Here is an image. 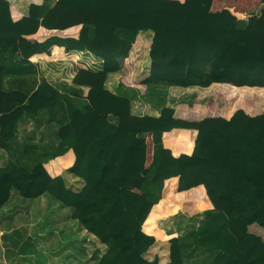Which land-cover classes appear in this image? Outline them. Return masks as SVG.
I'll return each mask as SVG.
<instances>
[{
	"label": "trees",
	"instance_id": "obj_1",
	"mask_svg": "<svg viewBox=\"0 0 264 264\" xmlns=\"http://www.w3.org/2000/svg\"><path fill=\"white\" fill-rule=\"evenodd\" d=\"M28 1V15L15 19L0 0V149L12 152L18 123L42 111L49 117L64 111L68 121L57 127L49 157L31 167L13 160L0 167V209L12 191L24 199L50 196L71 210L94 262L108 248L98 264H194L195 258L197 264H264V238L249 230L264 228V112L237 109L227 118L224 107L209 101L154 107L158 112L144 104L140 114L134 99L105 87L138 32L151 31L149 75L137 84L122 76L120 83L141 93L156 85L264 89V8L256 13L264 0H57L42 19L43 0ZM245 16L247 27L237 29ZM148 44L139 35L134 47ZM51 48V56L41 57L57 61L77 57L66 51H86L102 61L101 69H78L71 79L89 89L84 107L46 81L29 95L4 89L8 71L31 72L29 59ZM175 130L196 131L191 154L174 156L163 144ZM69 150L75 159L66 171L83 180L79 191L61 175L69 156L56 160ZM202 193L212 205L202 225L187 237L156 241L158 214L180 204L196 212ZM153 251L161 262L158 255L148 258Z\"/></svg>",
	"mask_w": 264,
	"mask_h": 264
},
{
	"label": "rangeland",
	"instance_id": "obj_2",
	"mask_svg": "<svg viewBox=\"0 0 264 264\" xmlns=\"http://www.w3.org/2000/svg\"><path fill=\"white\" fill-rule=\"evenodd\" d=\"M135 50L132 43L129 63H125L124 66L121 60V70L107 75L106 82L111 83V90L117 94L137 99L156 109L175 107L178 104H205L209 101H217L220 107L225 108L226 115L237 109H243L250 114L264 112V89L234 88L222 84L211 85L209 88L156 85L148 87L141 93L134 87L127 84L126 86L120 83L121 76L127 80L128 75V80L136 83L147 72V51L142 50L140 54ZM89 54L88 52L76 53L75 58L46 60L43 64L44 67L46 66L47 74L52 76V80H57L64 88L70 85V80L78 69H96L95 66L100 63V60ZM67 90L69 91V88ZM218 92L222 97L216 94ZM77 104L79 107L84 106L81 102ZM63 120L65 115L61 114L55 121L44 115L38 121L31 119L32 122H23L13 144V151L6 152L0 149V167L10 160L19 165L31 167L37 161L49 157L57 142V127ZM147 183L157 191L152 181L147 180ZM174 215H180L182 219L176 224L175 222L170 224L168 218ZM159 221H161L162 232L159 230ZM203 221L204 211L199 214L187 213L183 211L181 204L175 205L171 210L158 214L152 222L153 233L161 236V240L164 239L165 234L167 239L181 235L187 237L199 228ZM173 230L179 232H173ZM249 230L264 238V228L253 224ZM83 240L82 227L72 219L71 210L48 195H42L36 199H24L12 191L10 200L0 210V264H98L108 248H104L98 261L94 262L85 249ZM192 253L191 248L190 255ZM202 255L201 252L198 257ZM194 264H197L196 260Z\"/></svg>",
	"mask_w": 264,
	"mask_h": 264
},
{
	"label": "crops",
	"instance_id": "obj_3",
	"mask_svg": "<svg viewBox=\"0 0 264 264\" xmlns=\"http://www.w3.org/2000/svg\"><path fill=\"white\" fill-rule=\"evenodd\" d=\"M7 1L9 3L10 8H11V14H12L13 18L19 19L20 17L28 15V4L30 3L28 0H7ZM56 1L57 0H43L42 5L40 7L38 18L42 19L45 16V14L53 7V5L55 4ZM262 8H264V4H261L259 6V8L257 9L258 11H256V13H258L259 10L262 9ZM248 18H249V16H245V17L241 18L240 20H238L236 22L237 29L246 28L247 25H248ZM92 33L93 32H91V34ZM139 35L143 36V40H145V42H149L147 48H142V47H139V46L134 47V42H135L136 38ZM152 37H153V33L151 31H143V32L140 31V32H138V34H137V36H136V38H135V40L133 42V47L136 49L135 51L140 53V54H141L140 51H142V50L145 51V52L147 51V55H148ZM53 47H55V46H53ZM66 53H70V54H75L76 55V53H87V52L86 51H82V52H80V51H69V52L66 51ZM52 54H53V50L51 48V51H50L49 55H47V54H35V55H33L29 59L31 64H33V67L31 68V72H21V74L14 75V74H10L11 72L8 71L9 74H8V76H6V78L4 80V89L7 90V91L19 90V91L29 95L43 81H46L51 86L59 89L61 92L68 94L70 96V98H72V101H73V103L76 106H78V104H77L78 102H81V104L84 103V106H85L87 104L86 96H87V93H88V90H89L88 87L74 85L72 83V81L70 80V85H67L66 87L62 88L61 87L62 85H60L61 83H59L55 79L52 80V76H49L47 74V69H46V66L44 67L43 62L46 61V60L50 61L51 59H46V58L41 57V56H44V55L45 56H51ZM89 55H91V54H89ZM129 57H130V55L127 58H125L124 60H122V64H124V66H125V63L126 64L129 63L128 62ZM53 61H55V60H53ZM149 68H150V59H149V56H148L147 72L145 73V76L140 81H138L136 83L132 82V84H137V83H140L142 80H144L149 75ZM27 69L29 70V68H27ZM127 81H129L128 80V75H127ZM129 83H131V81H129ZM110 84H111L110 82H106L105 87L109 91H111L112 93H115V91L111 90ZM215 85H219V84H213L212 86H215ZM130 87H132V86H130ZM68 88H69V91L67 90ZM115 94H117V93H115ZM118 95H122V94H118ZM134 101H135V109H134V111L136 113L141 112L143 110L142 106H145L144 103L138 101L137 99H134ZM146 105H148V104H146ZM80 108H82V107H80ZM233 112L234 111H231L228 115H226V117L230 118L232 116ZM43 113H44V111H42L39 114V116H37L36 118H33L32 120L38 121L40 118L44 117V115L45 116L47 115V114H43ZM61 114L63 116L65 115V120H63L60 125L67 123V121H68L67 114H65L64 112L58 111V110L53 112L52 116L49 117V118L51 120L53 119V121H55L56 117H59V115H61ZM140 114H144V113L141 112ZM110 120L112 122H115V118L114 117H110ZM25 121H31V118H26V119H24V120H22V121H20L18 123L17 136H18V131L20 130L19 129L20 125L23 122H25ZM174 132H175L174 136L172 138H169L167 142H166L165 137L164 136L162 137L163 144H165L166 146H168L171 149V152H172V154L174 156H179L180 154H188V155L191 154V152L193 150V146H194V140H195V137H196V131L195 130H175ZM178 140H180V141H178ZM160 143L161 142H160V139H159V146L162 144V143L161 144ZM66 156H69L68 160L70 161V163L67 166L60 165L61 168H62L61 175H62V177L64 179V182H65V185H66L67 188H69L70 190H73V191H79L82 188L83 184H84L83 180L81 178L76 177V176H74V175H72V174H70V173H68L66 171V169L69 168L74 163L75 156H74L73 151L69 150L63 156L57 157L56 160H58L59 158L66 157ZM66 175L70 176L72 179L66 178ZM202 195L204 197V200H202V204L201 205L197 204L196 212L198 214L200 212L212 209V205H211L210 201L208 200L206 194L202 193ZM153 235H154V233H153ZM154 236H155V239L157 241L158 240L157 236L156 235H154ZM167 241H168V239H167ZM155 255L159 256L160 262H161L160 254L157 253V252H154V251H153L152 254H149L148 258L152 259ZM192 258H194V256ZM195 260H196V262H198L199 258H195Z\"/></svg>",
	"mask_w": 264,
	"mask_h": 264
},
{
	"label": "clouds",
	"instance_id": "obj_4",
	"mask_svg": "<svg viewBox=\"0 0 264 264\" xmlns=\"http://www.w3.org/2000/svg\"><path fill=\"white\" fill-rule=\"evenodd\" d=\"M98 60H99V59H98ZM100 62L102 63V61H101V60H100ZM101 63H98V67H99V68H97V69H94V68H93V69H94V71H95V70H99V69H101Z\"/></svg>",
	"mask_w": 264,
	"mask_h": 264
},
{
	"label": "built area",
	"instance_id": "obj_5",
	"mask_svg": "<svg viewBox=\"0 0 264 264\" xmlns=\"http://www.w3.org/2000/svg\"><path fill=\"white\" fill-rule=\"evenodd\" d=\"M94 64H95V63H94ZM95 68H96V69L99 68V67H98V63H97V66H95Z\"/></svg>",
	"mask_w": 264,
	"mask_h": 264
}]
</instances>
